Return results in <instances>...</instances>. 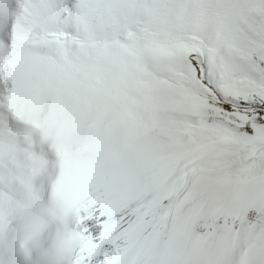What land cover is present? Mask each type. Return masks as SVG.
Segmentation results:
<instances>
[{
	"label": "snow or ice",
	"instance_id": "obj_1",
	"mask_svg": "<svg viewBox=\"0 0 264 264\" xmlns=\"http://www.w3.org/2000/svg\"><path fill=\"white\" fill-rule=\"evenodd\" d=\"M0 264H264V0H0Z\"/></svg>",
	"mask_w": 264,
	"mask_h": 264
}]
</instances>
